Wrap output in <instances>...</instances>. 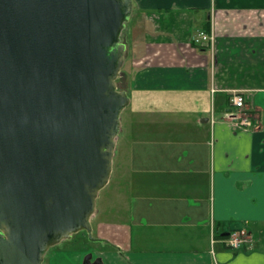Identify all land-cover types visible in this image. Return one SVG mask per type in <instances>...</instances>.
<instances>
[{"label": "crops", "instance_id": "obj_1", "mask_svg": "<svg viewBox=\"0 0 264 264\" xmlns=\"http://www.w3.org/2000/svg\"><path fill=\"white\" fill-rule=\"evenodd\" d=\"M132 6L149 15L152 41L145 37L126 91L137 103L121 131L131 192L121 220L95 210L104 241L87 264H264V0ZM202 30L213 33L212 47L191 44ZM236 92L241 112L229 99ZM244 114L252 127L235 126ZM233 229L250 237L239 249L224 244ZM68 250L61 244L46 264H81Z\"/></svg>", "mask_w": 264, "mask_h": 264}, {"label": "water", "instance_id": "obj_2", "mask_svg": "<svg viewBox=\"0 0 264 264\" xmlns=\"http://www.w3.org/2000/svg\"><path fill=\"white\" fill-rule=\"evenodd\" d=\"M132 7L0 0V264H43L79 231L104 241L91 217L130 100L115 79Z\"/></svg>", "mask_w": 264, "mask_h": 264}, {"label": "rangeland", "instance_id": "obj_3", "mask_svg": "<svg viewBox=\"0 0 264 264\" xmlns=\"http://www.w3.org/2000/svg\"><path fill=\"white\" fill-rule=\"evenodd\" d=\"M149 15H146L144 11L137 7H132V12L128 21L125 23V26L121 33V42L125 46L124 50V59L123 64L118 72V75L115 79L116 86L119 90L129 91L132 80L136 75V67L138 63V57L143 53V41L145 37H148L152 41V36H147L145 32L149 33V28L152 25L148 24ZM148 20V21H147ZM151 22V21H150ZM152 23V22H151ZM152 35V34H151ZM149 41H144L145 43ZM152 53L154 50L153 43H150L148 46ZM134 68V69H133ZM134 99V96H131V99ZM130 104V103H129ZM135 104L131 100V104L127 105L120 114V129L117 136L116 141L118 140L120 134V140L118 142L119 148L118 152L116 151V146L112 158V171H113V161H116V165L119 163V171L118 167L115 169V172L111 171L108 183L99 191L97 199H96V209L100 211L99 218L107 219V220H121L122 216L126 214V209H123L124 203V194H130V178L128 174H126V157L125 153L127 151V143L129 139V132L127 127L122 131V122L124 123L127 120H133L135 116ZM134 105V106H133ZM151 106H153L151 104ZM134 107V109H133ZM95 209V210H96ZM96 211L91 217V221L94 225V231H92L93 236H97V234H101L102 231L100 228H96L95 224L97 222V216L94 217ZM85 232V231H84ZM83 231L74 233L68 239L72 237L70 242H67V239L60 241L59 243L51 246L43 257V264H46V255L52 254L56 251L61 244H65L68 246L69 250H75L79 253V257L81 259V264H87L89 262L88 253L89 250H92L93 247H102L103 242L99 241H91L86 232ZM82 237V238H81ZM64 241V242H63ZM59 245V246H58Z\"/></svg>", "mask_w": 264, "mask_h": 264}, {"label": "built area", "instance_id": "obj_4", "mask_svg": "<svg viewBox=\"0 0 264 264\" xmlns=\"http://www.w3.org/2000/svg\"><path fill=\"white\" fill-rule=\"evenodd\" d=\"M214 35L212 32L198 31L193 37L192 41L196 44H205L213 46ZM230 102L236 107L238 112L243 111L244 108V95L241 92H236L229 98ZM232 114V113H230ZM236 117V115H230ZM235 126L239 128L252 127V121L247 115H240L239 120L235 122ZM213 240H211L212 242ZM250 241L249 234L244 229H236L230 231L229 235L224 238V244L232 249H239L242 245Z\"/></svg>", "mask_w": 264, "mask_h": 264}, {"label": "trees", "instance_id": "obj_5", "mask_svg": "<svg viewBox=\"0 0 264 264\" xmlns=\"http://www.w3.org/2000/svg\"><path fill=\"white\" fill-rule=\"evenodd\" d=\"M205 31H207V30H205ZM208 32V31H207ZM191 44L193 45V46H197V47H199V45L198 44H196V43H194V41H191ZM120 140V139H119ZM119 166V165H118ZM117 166V167H118ZM222 237H225V236H222Z\"/></svg>", "mask_w": 264, "mask_h": 264}, {"label": "flooded vegetation", "instance_id": "obj_6", "mask_svg": "<svg viewBox=\"0 0 264 264\" xmlns=\"http://www.w3.org/2000/svg\"><path fill=\"white\" fill-rule=\"evenodd\" d=\"M84 232V231H83ZM85 233V232H84ZM94 262H96V261H94Z\"/></svg>", "mask_w": 264, "mask_h": 264}]
</instances>
